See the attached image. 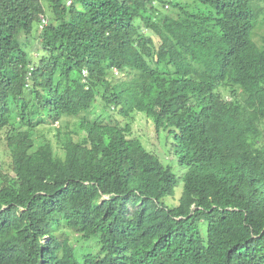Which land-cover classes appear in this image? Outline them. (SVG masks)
Segmentation results:
<instances>
[{
	"label": "trees",
	"instance_id": "obj_1",
	"mask_svg": "<svg viewBox=\"0 0 264 264\" xmlns=\"http://www.w3.org/2000/svg\"><path fill=\"white\" fill-rule=\"evenodd\" d=\"M258 32L264 0H0V264H264Z\"/></svg>",
	"mask_w": 264,
	"mask_h": 264
},
{
	"label": "rangeland",
	"instance_id": "obj_2",
	"mask_svg": "<svg viewBox=\"0 0 264 264\" xmlns=\"http://www.w3.org/2000/svg\"><path fill=\"white\" fill-rule=\"evenodd\" d=\"M165 9H167V8L165 7ZM258 33L264 34V32H258ZM35 55H37V53H35ZM123 78H124L123 76H118L117 80H123ZM61 121H63V119ZM67 121L68 120H64L61 124L59 122H54L53 128H56L59 126H64V124ZM75 121L76 120H70L69 126H71V130H73L75 127V125L72 126V123L74 124ZM125 122L126 121L122 120V122H120V123H121V125H124ZM130 123H131V136L139 139L141 141V143L144 145V147L148 151H150L153 154H155L156 156H158L162 162L170 163V165L173 168L174 173L176 175H178L177 172L181 168L175 163L176 162L175 158L171 157L172 153H169V151H171V145H170L171 140H169L170 143L168 142L167 144H165L164 138L158 136L153 131V128L146 122V120L144 119V117L141 114L133 115V119L130 121ZM44 126H45L44 130H50L48 121L45 122ZM53 134H54L53 131H49L48 136L51 138L53 136ZM1 140H2V134H0V169L9 171L10 161H9L8 156H7V150L5 149L4 143ZM167 161H169V162H167ZM180 193H181V187H180V185H178L175 188V198L176 197L177 198H176V201L173 205L177 204ZM166 199L164 200L165 202H166ZM70 240L75 247L80 246V247L84 248L86 246H90L92 252H95V244H93L92 240H90L88 242H82V243L76 242L78 240V236H75V235H71Z\"/></svg>",
	"mask_w": 264,
	"mask_h": 264
},
{
	"label": "built area",
	"instance_id": "obj_3",
	"mask_svg": "<svg viewBox=\"0 0 264 264\" xmlns=\"http://www.w3.org/2000/svg\"><path fill=\"white\" fill-rule=\"evenodd\" d=\"M42 23H45L44 19H42Z\"/></svg>",
	"mask_w": 264,
	"mask_h": 264
}]
</instances>
